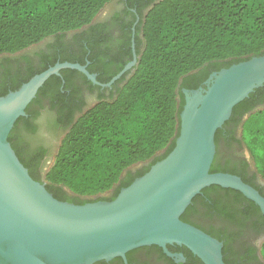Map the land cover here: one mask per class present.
<instances>
[{
  "label": "trees",
  "instance_id": "1",
  "mask_svg": "<svg viewBox=\"0 0 264 264\" xmlns=\"http://www.w3.org/2000/svg\"><path fill=\"white\" fill-rule=\"evenodd\" d=\"M110 1L0 0V53L23 50L51 35L60 38L64 32L88 24ZM140 23L141 38L135 37V40L141 49L137 51L139 56L132 72L120 78L124 82L114 95L99 99L74 121L68 118L71 125L42 180L35 177L13 144L14 131L26 120L25 116L16 120L8 135L29 174L44 181L46 189L59 200L82 204L114 199L119 188L128 186L134 177L122 179L112 197L102 195L120 180L125 169L164 150L136 174L141 176L173 148L178 135V115L184 103L180 88H196L197 69L206 76L209 66L218 70L264 54V0H158ZM54 58L47 59L44 67L29 71L20 79L13 78L8 89L0 84V96L53 65L57 59ZM87 58L90 62L87 70L98 72V79L107 82L110 75L96 68L93 56ZM59 61L85 64L82 58L61 56ZM75 72L78 71L66 68L60 71V76L52 75L28 104L26 113L45 96L52 107L57 106L59 112L66 111L67 96L59 87L63 85L65 89L68 85L62 83L63 80L68 81V74ZM263 91L264 84L234 105L229 121L252 111L243 121L242 141L264 179V155L256 153V140L264 136V104L261 105L260 99ZM257 103L260 106L257 107ZM25 124L29 126L26 121ZM219 131L218 128L216 133ZM218 169V164L212 162L210 172ZM215 189L222 188L204 187L193 201ZM234 192L236 196L241 195ZM190 208L188 206L180 216L183 221ZM262 254L264 257V244Z\"/></svg>",
  "mask_w": 264,
  "mask_h": 264
},
{
  "label": "water",
  "instance_id": "2",
  "mask_svg": "<svg viewBox=\"0 0 264 264\" xmlns=\"http://www.w3.org/2000/svg\"><path fill=\"white\" fill-rule=\"evenodd\" d=\"M137 60L134 54L107 83L97 81L85 64L57 61L0 96V264H90L117 256L125 259L127 251L139 246L165 248L171 243L184 245L204 264H226L222 243L180 218L192 198L210 185L233 188L264 213V197L257 189L237 175L210 172L216 130L234 105L264 84V54L213 72L206 87L183 88L173 148L114 199L82 204L59 200L44 181L29 174L8 135L40 87L66 68L109 86Z\"/></svg>",
  "mask_w": 264,
  "mask_h": 264
},
{
  "label": "flooded vegetation",
  "instance_id": "3",
  "mask_svg": "<svg viewBox=\"0 0 264 264\" xmlns=\"http://www.w3.org/2000/svg\"><path fill=\"white\" fill-rule=\"evenodd\" d=\"M157 1L111 0L88 24L66 31L60 38L51 35L23 50L14 53H0V84H4L8 89L13 78L20 79L29 71L44 67L47 59L53 56L57 58L56 62L61 56L65 59L82 58L86 68L90 63L87 57L93 56L96 68L103 72L106 71V76L110 75L108 80L110 81L133 60L134 54L139 56L137 51L141 47L135 40V37L141 38L138 27H141V20ZM134 66L135 64L124 70L109 86L93 83L79 71L69 73L68 81L63 80L62 82L67 83L68 86L65 89H62L63 85L59 87L67 96L66 101L69 107L64 112H59L57 106L52 107L46 96L41 97L39 103L32 105L31 112L25 115V121L29 126L25 124V121L17 125L13 144L18 148L21 158L31 167L37 179H43L45 172L53 162L60 141L71 125V121L68 123V118L71 117L74 121L99 99L114 95L116 88L124 82L120 78L123 75L127 77ZM218 70L209 66L206 76L205 74L202 76L200 69H197L195 75L199 78L198 85L196 88L186 89L206 87L209 76ZM92 73L96 75V80L100 83L108 82L99 80L98 72ZM183 88L185 87L180 88L181 93ZM260 99L263 105L264 91ZM256 106H260V103ZM246 113L248 112L242 113L234 120L229 121L228 118L227 122L225 121L226 123L224 122L219 128L220 131L215 133L216 151L212 162L218 164L217 172L239 176L264 197V179L257 172L252 155L242 141V124L245 120L243 116ZM163 152L164 150L146 161L129 166L122 172L120 180L102 197H112L121 185L122 179L127 180L128 176L135 179L138 172L143 171L156 156ZM121 188L123 187L119 190ZM221 188L212 190L207 195L202 194V198L195 201H193L194 196L188 204L191 208L185 214V221L222 243V259L226 264H264L262 254L264 213L254 201L240 191L228 187ZM234 191H238L241 195L236 196ZM67 193L71 195L69 191ZM197 258L204 264L184 245L171 243L163 248L151 244L127 251L125 259L117 256L90 264H201L196 260Z\"/></svg>",
  "mask_w": 264,
  "mask_h": 264
},
{
  "label": "rangeland",
  "instance_id": "4",
  "mask_svg": "<svg viewBox=\"0 0 264 264\" xmlns=\"http://www.w3.org/2000/svg\"><path fill=\"white\" fill-rule=\"evenodd\" d=\"M256 153L259 155H264V136H260L256 140Z\"/></svg>",
  "mask_w": 264,
  "mask_h": 264
}]
</instances>
